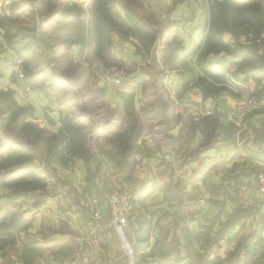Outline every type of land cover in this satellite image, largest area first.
I'll list each match as a JSON object with an SVG mask.
<instances>
[{
	"label": "crops",
	"instance_id": "1",
	"mask_svg": "<svg viewBox=\"0 0 264 264\" xmlns=\"http://www.w3.org/2000/svg\"><path fill=\"white\" fill-rule=\"evenodd\" d=\"M12 1L0 0V14ZM109 1L139 21L110 32L102 61L93 41L71 42L41 70L55 49L41 38L23 87L11 74L17 55L0 53V90L30 110L23 126L0 128V264H264V196L249 209L236 197L264 168L253 153L264 149L255 99L264 79L245 76L233 52L246 36L211 35L216 0ZM119 67L123 85L111 80ZM66 124L86 134L82 148ZM117 188L134 197L124 236L106 207L105 229L88 234L81 199L103 202Z\"/></svg>",
	"mask_w": 264,
	"mask_h": 264
},
{
	"label": "trees",
	"instance_id": "2",
	"mask_svg": "<svg viewBox=\"0 0 264 264\" xmlns=\"http://www.w3.org/2000/svg\"><path fill=\"white\" fill-rule=\"evenodd\" d=\"M97 9L93 12L92 20V30L88 31L87 34L91 35L86 37L88 42L84 43L79 42V37L73 40L78 42L81 46L87 45L91 38L94 42L97 50L106 47L110 42V32L113 30H118L123 34L121 28L127 27L128 24L124 22V19L130 21L131 24L138 25V18L135 17L130 9H127L126 17L123 18L115 8H113L111 1L108 0H99L96 1ZM109 11V13H108ZM80 10L71 14L70 18L72 20H79ZM112 13H114L112 18ZM211 13V25L210 33L213 36L220 34L223 31H231L238 36V34H244L246 36V43L237 42L233 50L234 54L242 55V61L236 62L237 68L245 74V76H253L257 80L261 81L264 79V3L258 0H216L213 5L210 6ZM51 14V13H50ZM79 14V15H78ZM2 15V16H1ZM0 17L6 16L0 14ZM51 17L53 15L51 14ZM118 23H121V26H118ZM129 23V22H128ZM81 27V24H80ZM37 39V38H35ZM91 41V42H92ZM105 44H104V43ZM71 43V42H70ZM84 43V44H82ZM102 45V46H101ZM28 53V52H26ZM206 53V52H205ZM204 53V54H205ZM27 54L21 55L26 56ZM205 56H200V66L204 70L209 68L210 71H213L214 68L212 65L205 61ZM14 75V73H13ZM15 76V75H14ZM13 76V77H14ZM34 76L32 72H25V78L23 79L24 85L29 84V78ZM26 83V84H25ZM1 95L4 96V100L1 103H5L7 107V112H10L11 107L22 111L25 109L26 114L30 111L26 108H21L15 104L12 99L11 90H0ZM8 92V96L5 93ZM255 99L257 102H264V83L261 84L255 92ZM67 126V124H66ZM264 126V125H263ZM66 134L69 136V139L72 141L75 140L80 148L83 147L86 140V134L82 133L79 129L73 133L69 131L68 126L66 127ZM264 139V137H261ZM255 156L264 161V149L260 152H253Z\"/></svg>",
	"mask_w": 264,
	"mask_h": 264
},
{
	"label": "rangeland",
	"instance_id": "3",
	"mask_svg": "<svg viewBox=\"0 0 264 264\" xmlns=\"http://www.w3.org/2000/svg\"><path fill=\"white\" fill-rule=\"evenodd\" d=\"M70 1L71 0H13L9 12L7 14H3V16H6L7 19H5L4 17L3 18L0 17V53L3 50L9 49L17 55L16 59L22 58L24 63V70H25L24 75H25V72L27 71L29 72V70L32 71L31 64L28 66L26 59L36 51L35 49H37L38 47L37 41H39V39L47 38V40L55 42V49L52 52L53 54L51 53V55H49L44 52L45 53L43 58L44 60L40 59L42 55L39 56L40 59L39 65L41 70H43L42 67L46 63H50L52 59L56 57L57 51H59V48L57 46L66 45L70 42H74L73 40L77 39V37H79V42L81 41L84 43L88 42L89 39L86 40V37H90L91 35L87 34V32L89 30H92L91 23L93 19L92 18L89 20L86 19L85 21L72 20L71 14L78 12V10H80L81 13L88 10L91 11L92 16H94L93 12L96 11L97 4H93L92 7L86 6L85 9L84 7L80 8L78 6V3L74 4L71 3ZM258 1L260 2L263 1L264 3V0H258ZM161 9H162L161 4L160 6H158V4L156 3L154 6V12L156 16L158 15V11H161ZM26 11L29 12L26 13ZM50 13L53 15V17H51ZM113 15L114 13H112V18ZM44 19L45 21H47V25H44L43 30L40 29V33H38L37 27L40 28L42 27L41 22ZM80 24H83L84 27H80ZM121 25H122L121 23H118V26ZM91 41L92 38L90 42ZM104 46L102 47V49L104 48ZM102 49L97 50V54H96L101 61H102V57L99 54L102 53ZM24 54L27 55L21 56ZM7 61L8 59L6 57L4 58L0 57V66L4 65ZM52 67L57 69L56 65H53ZM12 73L13 71L11 72V74ZM48 75L50 76V74ZM12 76L14 75L12 74ZM13 78L15 81L22 84L23 87L27 86L23 84V82H25L24 80L22 82L16 80L15 76ZM124 78H122V80L120 79L119 82H117L116 77L114 75L111 77V80L113 81V83L117 85H123L126 79ZM6 90H10V88ZM25 91L27 90L25 89ZM2 93L3 92L0 93V102H2L5 98L4 96L1 95ZM5 95L8 96V92H6ZM260 109L261 107H259V110ZM263 110H264V106H263ZM10 112L11 114L7 112V107L5 106V103H0V128L3 129L4 126H23V124L20 125L19 119H20V115L22 116L26 115L25 109L19 111L18 109L11 107ZM209 113L206 112V114ZM11 120L13 121L12 123ZM258 123L260 124V126L262 124L264 125V116L259 118ZM261 132L262 133L264 132V127L261 130ZM11 138L12 140H14L12 136ZM259 170H257V172Z\"/></svg>",
	"mask_w": 264,
	"mask_h": 264
},
{
	"label": "built area",
	"instance_id": "4",
	"mask_svg": "<svg viewBox=\"0 0 264 264\" xmlns=\"http://www.w3.org/2000/svg\"><path fill=\"white\" fill-rule=\"evenodd\" d=\"M12 71L16 80L22 81L24 79L25 70L22 58L16 59L13 63ZM126 75L127 70L123 67L119 68L115 73L116 81L119 82ZM252 105V100H249L248 106ZM255 193L264 196V169L256 173L255 186H251L248 183H241L237 186L236 197L243 209L251 208L252 198ZM133 204L134 197L127 190L121 188L113 190L103 202L96 197L81 199L80 205L87 215L84 221L86 232L94 235L105 229L106 225L103 222L102 208L106 207L110 213V225L117 230L120 236H124Z\"/></svg>",
	"mask_w": 264,
	"mask_h": 264
}]
</instances>
